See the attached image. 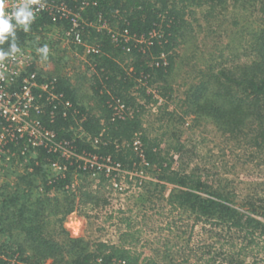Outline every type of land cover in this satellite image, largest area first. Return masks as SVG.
<instances>
[{
	"label": "trees",
	"instance_id": "16d2710c",
	"mask_svg": "<svg viewBox=\"0 0 264 264\" xmlns=\"http://www.w3.org/2000/svg\"><path fill=\"white\" fill-rule=\"evenodd\" d=\"M65 1L81 17L83 43H72L85 55V71L73 78L59 67L47 75L35 64L29 67L39 82L52 83L51 92L57 94L49 99V92L36 90L44 104L38 116L42 124L55 132L57 142H70L78 153L110 157L127 170L137 169L144 158L145 170L155 176L149 182L154 188L146 190L148 201L161 194L170 211L187 214L193 225L223 226L236 234L240 242L231 243L229 254L221 251L222 261L208 250L197 264H264V197L255 191L242 196L243 190L232 187L219 172L191 167L193 156L181 140V131L153 136L146 125L149 106L163 100L159 120L181 125L190 116L194 125L207 120L235 146L239 144L243 156H254L255 166H264V0H90L84 9L82 0ZM230 2L242 7L259 4V26L250 32L247 46L254 56L232 66H211L195 76L198 79L185 97L175 96L181 47L192 29L190 8L208 6L210 17ZM50 25L61 31L72 27L69 19L53 20L43 12L29 32L17 30L18 46H25L31 33ZM119 103L124 105L121 116L116 114ZM165 135L172 141L162 147ZM136 138L143 144V156L133 145ZM23 144L20 140L18 146ZM19 159L25 165L18 186L24 188L6 194L0 206V264H160L141 250L143 227L138 222L140 212L133 208L105 214V221L113 220L117 227V242L86 241L71 236L64 227L66 216L80 205L93 210L107 201L100 188L107 185L111 191V176L101 173L94 189L90 169L68 164L64 175L49 178L46 166L60 155L46 147ZM2 170L8 169L2 166ZM79 174L83 180L72 187L73 177ZM136 179L137 185L144 186L142 178ZM167 185L171 190L164 197Z\"/></svg>",
	"mask_w": 264,
	"mask_h": 264
},
{
	"label": "rangeland",
	"instance_id": "374dc122",
	"mask_svg": "<svg viewBox=\"0 0 264 264\" xmlns=\"http://www.w3.org/2000/svg\"><path fill=\"white\" fill-rule=\"evenodd\" d=\"M258 6L259 4L254 2L246 4L245 7L230 2L226 7L216 10L210 17L206 16L210 9L208 6L190 8L193 13L188 15V20L192 29L188 32L187 42L181 47L180 59L183 61L175 72V96L185 97L189 86L198 79L195 76L207 71L211 66H216L215 68L232 66L246 62L254 56L247 46L251 37L250 32L259 26ZM65 31L56 26H47L40 32L31 33L23 46L30 54L35 68L45 75L54 72L58 67L73 78L85 71V55L77 52L72 41L66 38ZM43 45L49 48L47 59L37 51ZM162 102L163 100L158 105L151 104L146 115V125L151 129L153 136L161 135L163 132L169 134L175 130L181 131V140L186 144L187 150L191 151L189 155L193 156L191 167L197 165L201 170L219 172L220 178L226 177L231 181L232 187L243 190L242 196L248 192L254 194L255 191L264 197V166H255L254 156H243L244 149L242 150L239 144L235 146L234 141H230L207 120L200 121L198 125H194L192 116L182 125L173 120L165 119L164 122L159 120L158 106L160 103L163 104ZM173 108L174 105L170 102L169 110ZM169 135L163 137L162 147L172 141ZM11 165L6 167L7 171L2 170L0 173V206L6 194L10 195L24 188V185L19 188L18 182L25 164ZM47 170L50 175L51 170L48 168ZM128 172L125 175L128 180L135 184L136 178L140 177L143 179L140 184L143 183L144 186L132 187L130 191L121 195L110 191L107 185L101 186L100 194L107 200L106 202H101V205L93 210L84 209L80 205L64 219V227L71 236L86 241L117 242V227L112 224L113 220L105 221V214L119 208H133L134 211L140 212L138 222L143 227L141 250L144 255L152 256L160 264L171 261L197 264L198 258L208 250L215 252L218 260L222 261L224 254L221 251L229 254L231 243L240 242L236 234L228 231L226 227H214L202 222L193 225V218L187 214L179 216L178 212L170 211L161 194L148 201L146 198L149 192L146 190L154 188L149 186V182L155 180V176L149 170H145L143 164L140 163L136 171ZM40 180L38 177L36 183H40ZM81 180L83 179L80 174L74 176L72 187L78 186ZM89 180L96 189L99 181L91 177ZM170 190L171 186H168L164 197L168 196ZM33 193L35 196V190ZM55 194L62 197L59 193ZM78 200L79 196L76 198L77 202ZM170 222L171 225L168 227ZM247 261L249 262L250 258Z\"/></svg>",
	"mask_w": 264,
	"mask_h": 264
},
{
	"label": "built area",
	"instance_id": "2783aa9c",
	"mask_svg": "<svg viewBox=\"0 0 264 264\" xmlns=\"http://www.w3.org/2000/svg\"><path fill=\"white\" fill-rule=\"evenodd\" d=\"M17 0H7L10 6ZM45 7L36 13V16L43 12H48L53 20L69 19L72 27L65 31V36L76 44H82L80 35L81 17L74 12L65 0H43ZM91 4L90 0H82L81 8L84 9ZM105 24L100 27H104ZM87 49L91 48L86 45ZM15 60H6L0 63V170L2 166H13L14 163H20L21 156L32 154L35 156L36 149L39 147L49 148L51 151L59 153V160H50L47 168L51 170L49 178L58 175H64L68 170V164L71 166L77 164V168L90 169V177L95 181L99 180V175L104 173L111 178V184L114 193L124 194L131 188L138 186L128 180L125 175L128 170L120 163H115L110 157H100L96 153H78L70 142H57L55 132L47 129L39 119V115L44 111V104L41 102V96L36 90L49 92L50 97L56 98L51 89L52 83L47 81L39 82L37 73L29 72L32 65L31 56L23 47H19ZM124 105L116 107V114L121 116ZM81 135V134H80ZM86 134H82L84 136ZM90 140V136L87 137ZM20 140L24 141L22 146H18ZM95 140L93 143H97ZM17 147L13 150L10 146ZM135 150L143 156L142 142L136 138L133 143ZM28 158H25V160ZM141 164H148L142 158ZM135 169L134 171H136ZM133 177V174L131 173ZM127 177H129L127 175Z\"/></svg>",
	"mask_w": 264,
	"mask_h": 264
},
{
	"label": "clouds",
	"instance_id": "9594fccd",
	"mask_svg": "<svg viewBox=\"0 0 264 264\" xmlns=\"http://www.w3.org/2000/svg\"><path fill=\"white\" fill-rule=\"evenodd\" d=\"M43 0H17L10 6L7 0H0V63L15 60L20 52L17 44V30L29 32L36 18V13L43 9ZM7 44V47L3 45ZM38 53L47 59L49 48L43 45L37 49Z\"/></svg>",
	"mask_w": 264,
	"mask_h": 264
},
{
	"label": "crops",
	"instance_id": "0c3cea01",
	"mask_svg": "<svg viewBox=\"0 0 264 264\" xmlns=\"http://www.w3.org/2000/svg\"><path fill=\"white\" fill-rule=\"evenodd\" d=\"M1 173V172H0Z\"/></svg>",
	"mask_w": 264,
	"mask_h": 264
}]
</instances>
